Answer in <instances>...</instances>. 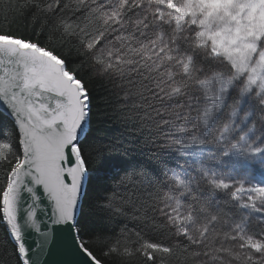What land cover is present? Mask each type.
<instances>
[{"label": "snow or ice", "instance_id": "1", "mask_svg": "<svg viewBox=\"0 0 264 264\" xmlns=\"http://www.w3.org/2000/svg\"><path fill=\"white\" fill-rule=\"evenodd\" d=\"M95 80L158 167L91 137ZM44 207L65 264H264V0H0V264H41Z\"/></svg>", "mask_w": 264, "mask_h": 264}, {"label": "trees", "instance_id": "2", "mask_svg": "<svg viewBox=\"0 0 264 264\" xmlns=\"http://www.w3.org/2000/svg\"><path fill=\"white\" fill-rule=\"evenodd\" d=\"M17 30L19 34L31 36L33 28L30 19L28 22H20L17 25ZM89 88L92 94L91 137L96 141L115 145V150L110 153V156L120 167L127 163L158 167V158H162L161 152L145 144L143 134L132 125L124 122L119 112L118 101L112 92L100 80L90 83ZM97 166L94 164L92 167ZM118 170L119 168L115 169L114 172ZM112 183V180L108 179L103 184L93 185L89 189L80 210L81 219L84 223L90 224L97 220L99 214L94 208L96 197L103 195L104 189L110 188ZM119 226L116 222L109 225L110 228ZM2 239L3 230L0 229V240ZM8 246L10 248V245Z\"/></svg>", "mask_w": 264, "mask_h": 264}, {"label": "water", "instance_id": "3", "mask_svg": "<svg viewBox=\"0 0 264 264\" xmlns=\"http://www.w3.org/2000/svg\"><path fill=\"white\" fill-rule=\"evenodd\" d=\"M81 210V209H80ZM50 209L47 207L43 208V211L38 213V217L43 221L42 228L45 231L51 232L52 242L47 246L42 256H40L41 264H65L66 261L76 259L71 256L67 249L64 247L61 238L66 234V226H57L51 224L49 220ZM46 225V228L44 227ZM39 236L36 233H31L28 237L29 244L33 241L38 240ZM35 250V249H34Z\"/></svg>", "mask_w": 264, "mask_h": 264}, {"label": "rangeland", "instance_id": "4", "mask_svg": "<svg viewBox=\"0 0 264 264\" xmlns=\"http://www.w3.org/2000/svg\"><path fill=\"white\" fill-rule=\"evenodd\" d=\"M257 175H259V173H257Z\"/></svg>", "mask_w": 264, "mask_h": 264}]
</instances>
